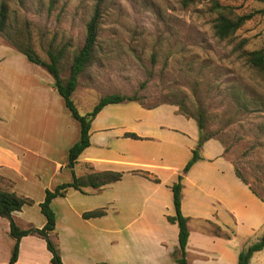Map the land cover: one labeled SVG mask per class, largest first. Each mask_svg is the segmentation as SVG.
<instances>
[{"label":"crops","instance_id":"1","mask_svg":"<svg viewBox=\"0 0 264 264\" xmlns=\"http://www.w3.org/2000/svg\"><path fill=\"white\" fill-rule=\"evenodd\" d=\"M4 48L7 51L0 53V190L32 200L33 205L15 212L13 219L25 223V228H42L45 218L39 204L46 191L72 181L67 154L79 140L80 126L53 88L52 77L14 49ZM77 88L73 93L78 96ZM198 138L196 122L174 105L149 108L126 101L105 106L90 124L89 146L79 155L74 173L85 177L118 172L122 177L100 189L85 188L83 193L69 189L52 201L55 231L59 227L55 206L60 203L64 229L75 240L70 248L60 241L62 262L176 264L178 227L167 221L175 214L171 187ZM182 177L188 264H237L240 252L254 244L255 234L264 228V203L236 175L224 147L214 138L203 144L200 159ZM34 208L40 213L36 221L29 214ZM99 209L105 215L82 218L83 213ZM215 228L230 237L214 234ZM8 231L7 220L0 217V242ZM32 237L21 239L15 264L21 263ZM81 239L90 246L89 253ZM11 243L13 247L12 239ZM28 246L31 249V243ZM42 247L46 248L45 242ZM100 247L107 253L101 257L93 250ZM116 251L120 252L117 258ZM47 261L50 264L49 252Z\"/></svg>","mask_w":264,"mask_h":264},{"label":"rangeland","instance_id":"2","mask_svg":"<svg viewBox=\"0 0 264 264\" xmlns=\"http://www.w3.org/2000/svg\"><path fill=\"white\" fill-rule=\"evenodd\" d=\"M215 2L228 15L254 13L253 18L220 40L214 31ZM2 4L7 21L0 31V53L7 51L4 46L15 51L30 47L48 61V50H62L64 77L98 6V46L77 88L84 98L72 96L78 112L84 115L101 97L119 93L149 108L171 104L193 117L202 113L204 132L222 144L242 181L264 203V72L246 56L264 50V0H0ZM55 208L58 248L60 241L70 248L75 240L64 229L61 204ZM38 213L29 211L34 221ZM17 225L25 228L23 222ZM263 232L255 234V242ZM3 234L0 264H8L12 243L8 232ZM32 238L20 264H49L43 240ZM93 250L99 257L107 254L101 247ZM250 264H264V250Z\"/></svg>","mask_w":264,"mask_h":264},{"label":"trees","instance_id":"3","mask_svg":"<svg viewBox=\"0 0 264 264\" xmlns=\"http://www.w3.org/2000/svg\"><path fill=\"white\" fill-rule=\"evenodd\" d=\"M191 0H184V3ZM263 1V0H260ZM217 17L215 19L214 31L215 36L220 40L227 39L235 31H237L246 21L253 18L254 13L245 15H228L225 13V8L218 2L214 5ZM101 13L97 6L85 28L83 44L72 56L69 72L67 76H63L61 67V60L63 51H47L48 61L40 59L30 47L22 48L16 47V51L23 54L28 62L42 67L53 79V88L61 96L64 101L65 107L70 113L71 117L75 119L80 126L79 140L68 150L67 154V168L72 172V181L70 183H63L54 188V190H47L45 198L39 204L41 215L45 218V224L42 228H35L30 226L28 228H20L15 220L13 214L20 212L25 206H32L33 201L17 195L12 191L0 190V217L7 220L9 224V237L13 240V247L11 250L10 259L8 264H15L19 256V244L23 237L34 236L42 239L45 242L46 250L50 254V264H64L62 262L60 251L56 242V214L52 209L51 203L54 199L64 197L69 189H73L83 193V189L92 188L100 189L101 187L117 182L121 179L122 174L118 172H100L91 173L85 177H76L74 173V166L77 162L79 155L89 146V131L90 124L95 116L107 105L119 104L123 102H136L134 97L126 96L119 93H113L103 96L94 105L92 110L84 115L80 114L76 108L72 95L79 84V78L86 70L87 66L93 59L94 52L98 46V29ZM7 21V8L4 4L0 6V31H4ZM247 60L250 65L259 71L264 72V50H255L246 53ZM182 106H179V113L186 118L193 119L198 127L199 138L197 146L192 151V156L188 163L182 170V174H186L191 166L200 159V150L203 144L211 139V136L204 132V117L202 113H198L195 117L183 112ZM136 138L135 135H128ZM236 175L241 179L237 170ZM182 174L178 176V180L171 187L173 206L175 214L168 217L167 221L171 224H176L178 227V248L173 252V260L176 264H188L186 260V246L189 237L188 219L181 213V198H182ZM149 177L147 174H143ZM242 180V179H241ZM156 181V180H155ZM157 182V181H156ZM105 215L104 210H94L83 213V219L99 218ZM214 234H223L219 228H215ZM229 238V234H223ZM264 250V232L261 238L254 244L244 248L239 256L237 264H249L250 259L254 253ZM106 264V263H99Z\"/></svg>","mask_w":264,"mask_h":264}]
</instances>
